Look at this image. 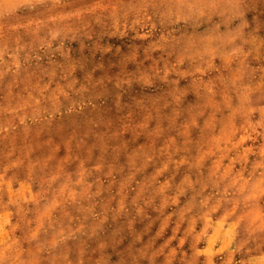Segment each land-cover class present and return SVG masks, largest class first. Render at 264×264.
<instances>
[{
	"label": "rangeland",
	"instance_id": "rangeland-1",
	"mask_svg": "<svg viewBox=\"0 0 264 264\" xmlns=\"http://www.w3.org/2000/svg\"><path fill=\"white\" fill-rule=\"evenodd\" d=\"M244 1L233 30L226 0H0V264L262 263Z\"/></svg>",
	"mask_w": 264,
	"mask_h": 264
},
{
	"label": "crops",
	"instance_id": "crops-1",
	"mask_svg": "<svg viewBox=\"0 0 264 264\" xmlns=\"http://www.w3.org/2000/svg\"><path fill=\"white\" fill-rule=\"evenodd\" d=\"M162 2L164 4L166 3L165 0H162ZM244 3H245L244 0H226V4L228 6L222 5L221 8L225 9L226 12L223 13L225 16H227L229 13V19L230 20L232 19V22H230V25L223 24L221 28H228V25H229V28L233 30L239 29V27H243L242 23H239L237 25L236 21H238L244 16V13H245ZM218 12H220L219 9H218ZM228 245L229 243L227 244V246ZM255 261H252V259H250L248 262H246V264H257ZM262 263H264V258L262 259ZM262 263L260 262V264Z\"/></svg>",
	"mask_w": 264,
	"mask_h": 264
}]
</instances>
